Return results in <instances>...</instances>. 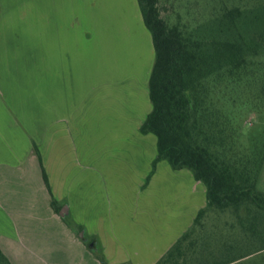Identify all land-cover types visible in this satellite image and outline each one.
I'll return each instance as SVG.
<instances>
[{
  "label": "crops",
  "instance_id": "obj_1",
  "mask_svg": "<svg viewBox=\"0 0 264 264\" xmlns=\"http://www.w3.org/2000/svg\"><path fill=\"white\" fill-rule=\"evenodd\" d=\"M93 1L0 0V251L10 264H156L205 205L186 169L172 170L171 200L159 195L163 161L142 188L156 154L155 137L138 131L151 110V36L141 19L131 40L136 0H117L121 39L101 55L100 36L117 25L85 22ZM133 134L148 167L140 196L126 192Z\"/></svg>",
  "mask_w": 264,
  "mask_h": 264
},
{
  "label": "trees",
  "instance_id": "obj_2",
  "mask_svg": "<svg viewBox=\"0 0 264 264\" xmlns=\"http://www.w3.org/2000/svg\"><path fill=\"white\" fill-rule=\"evenodd\" d=\"M136 3L154 50L151 110L138 131L155 137L156 154L142 188L160 161L205 187L204 207L156 264H233L264 252V193L256 187L264 137L241 141L243 119L264 116V0H212L210 31L200 37L169 25L158 0ZM43 181L49 190L44 173ZM208 213L230 217L219 238L216 228L204 230ZM0 264H10L1 251Z\"/></svg>",
  "mask_w": 264,
  "mask_h": 264
},
{
  "label": "rangeland",
  "instance_id": "obj_3",
  "mask_svg": "<svg viewBox=\"0 0 264 264\" xmlns=\"http://www.w3.org/2000/svg\"><path fill=\"white\" fill-rule=\"evenodd\" d=\"M158 6L161 11V17L169 24L173 25L179 23L180 25H184L187 28L189 34L194 37L204 36L209 33V25H210V9L212 7V0H158ZM227 2L229 0H221ZM135 3V1H134ZM136 6V3H135ZM93 9L94 13H87L86 11L83 13V18L85 22H88L89 17L98 16V20H93L95 23H99V31L102 32V27L105 25V22L108 21L109 24L114 23L117 25L114 27L115 35L112 37L101 35V45H100V53L103 54L105 49L117 51V44L120 38V32H118V28L121 27L122 21L124 20V12L120 6L117 5V0H95L91 3L90 6ZM109 9V11H108ZM137 10V9H136ZM76 16L80 17L81 13L79 12ZM126 33L131 35V40H134V37H138L136 30L137 20L141 18L138 13V10L131 16L129 19V12L126 10ZM130 21V25H129ZM142 24V23H141ZM127 34V35H128ZM126 35V36H127ZM113 38V39H112ZM121 39V38H120ZM113 48V49H112ZM112 54V53H111ZM90 61V60H89ZM130 81L134 82L135 79L132 78ZM242 138L241 141L244 146H250L252 144V140L261 141L264 137V116H256L252 113H249L245 120L243 119L242 124ZM103 131H101L102 133ZM109 135V133H108ZM111 141H105L101 144H104V147L107 148L108 144H111ZM118 143V142H117ZM126 147H130L128 144ZM102 148V147H101ZM118 149V146L116 145ZM132 161L130 172L126 173V177L129 178L127 183L126 192L131 193L132 196H140V184L147 172V164L144 159V153H142V146L139 144L136 136L133 134L132 139ZM188 172V171H187ZM158 180L163 184V188L159 190L161 193L160 196L167 198V200H171V193L173 197L175 196V192L171 187V183L177 180L176 172L172 171L170 167L167 165L165 161L162 162V165L158 167L157 170ZM257 190L264 193V161L262 168L259 173L258 181H257ZM228 220L230 221V217L227 214L216 215L214 213H208L206 218L204 219V230L211 232L216 228V231H221L217 235V238L221 237L220 234L225 230L224 222ZM67 222V221H66ZM211 230V231H210ZM223 234H225L223 232ZM85 242V239L81 240ZM87 247V246H86ZM87 250L93 254L96 252L93 249L87 248ZM233 264H264V252L257 253L255 255H251L244 259H241Z\"/></svg>",
  "mask_w": 264,
  "mask_h": 264
},
{
  "label": "water",
  "instance_id": "obj_4",
  "mask_svg": "<svg viewBox=\"0 0 264 264\" xmlns=\"http://www.w3.org/2000/svg\"><path fill=\"white\" fill-rule=\"evenodd\" d=\"M64 215V213L63 212H60V216H63Z\"/></svg>",
  "mask_w": 264,
  "mask_h": 264
}]
</instances>
